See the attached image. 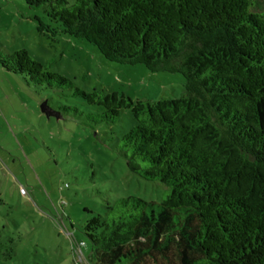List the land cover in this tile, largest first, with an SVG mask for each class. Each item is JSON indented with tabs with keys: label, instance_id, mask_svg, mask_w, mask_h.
<instances>
[{
	"label": "trees",
	"instance_id": "16d2710c",
	"mask_svg": "<svg viewBox=\"0 0 264 264\" xmlns=\"http://www.w3.org/2000/svg\"><path fill=\"white\" fill-rule=\"evenodd\" d=\"M23 2L42 10L40 36L81 39L108 62L183 78L177 98L133 102L80 90L25 50L0 55L6 72L100 108L85 117L91 124L130 111L118 154L130 173L165 187L159 202L120 198L86 220L88 264H264V0Z\"/></svg>",
	"mask_w": 264,
	"mask_h": 264
},
{
	"label": "rangeland",
	"instance_id": "374dc122",
	"mask_svg": "<svg viewBox=\"0 0 264 264\" xmlns=\"http://www.w3.org/2000/svg\"><path fill=\"white\" fill-rule=\"evenodd\" d=\"M35 17L47 23L23 0H0L1 56L25 50L85 92H115L133 102L181 94L179 74L108 62L67 35L52 41L37 33ZM99 112L69 90L35 86L0 67V264H88L86 220L120 198L161 200L165 187L130 173L118 154L119 139L134 125L130 111L113 124L86 121Z\"/></svg>",
	"mask_w": 264,
	"mask_h": 264
},
{
	"label": "built area",
	"instance_id": "2783aa9c",
	"mask_svg": "<svg viewBox=\"0 0 264 264\" xmlns=\"http://www.w3.org/2000/svg\"><path fill=\"white\" fill-rule=\"evenodd\" d=\"M20 192H21V193H24L22 189H20Z\"/></svg>",
	"mask_w": 264,
	"mask_h": 264
}]
</instances>
